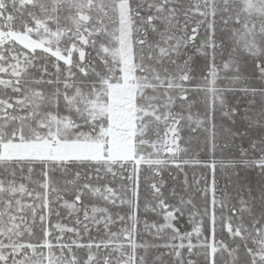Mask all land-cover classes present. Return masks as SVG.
Instances as JSON below:
<instances>
[{
    "label": "snow or ice",
    "instance_id": "1",
    "mask_svg": "<svg viewBox=\"0 0 264 264\" xmlns=\"http://www.w3.org/2000/svg\"><path fill=\"white\" fill-rule=\"evenodd\" d=\"M258 130L264 0H0V264H264Z\"/></svg>",
    "mask_w": 264,
    "mask_h": 264
},
{
    "label": "trees",
    "instance_id": "2",
    "mask_svg": "<svg viewBox=\"0 0 264 264\" xmlns=\"http://www.w3.org/2000/svg\"><path fill=\"white\" fill-rule=\"evenodd\" d=\"M233 131H234V132H240V133H241V136H238V137H237V142L240 143L241 138H242V136L244 135V133H243L242 130L239 129V128H234ZM251 135H252L253 138L259 139L261 136H264V130H258V131H256V132L252 133ZM242 147H245V148L247 147V142H246V141L242 144ZM258 151H259V150H258ZM236 155L238 156L239 153L237 152ZM252 172H253L252 168L249 167V168H248V175L251 176V175H252Z\"/></svg>",
    "mask_w": 264,
    "mask_h": 264
}]
</instances>
